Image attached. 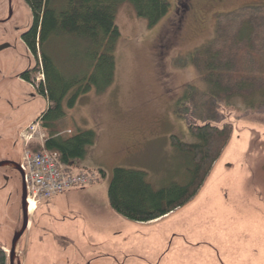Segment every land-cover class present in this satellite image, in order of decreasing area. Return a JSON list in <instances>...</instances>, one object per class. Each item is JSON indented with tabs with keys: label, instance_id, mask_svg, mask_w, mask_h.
Returning a JSON list of instances; mask_svg holds the SVG:
<instances>
[{
	"label": "rangeland",
	"instance_id": "1",
	"mask_svg": "<svg viewBox=\"0 0 264 264\" xmlns=\"http://www.w3.org/2000/svg\"><path fill=\"white\" fill-rule=\"evenodd\" d=\"M167 1L168 14L153 28L131 2L118 7L121 37L113 84L101 92L92 86L73 108L66 100L65 115L55 121L64 136L95 131V143L75 168L83 172L102 168L107 175L42 201L19 240L17 264H264V104L248 109L239 97L234 103L242 111H237L221 103L220 112L234 125L232 137L185 206L159 221L136 222L109 203L108 187L116 167L145 172L155 189L189 181L190 158L173 145V138L193 142L189 126L201 125L208 109L201 106L196 111L188 101H179L187 92L207 100L198 63L218 32L215 45L227 57L239 49L258 55L255 82L264 86V0H191L192 13L181 34H176L178 21L188 3L182 0L176 13L180 0ZM10 7L14 17L0 23V46L17 47L0 51V162H21L26 147L20 134L48 102L32 85L16 78L28 60L36 63L25 44L17 42L16 31L25 29L33 17L24 0H0V20L7 19ZM247 22L251 34L233 41ZM46 46L64 74L82 76L90 71L88 45L81 39L60 36ZM38 78L36 73V83ZM22 88L33 94L29 104L21 96ZM178 108L186 119L178 115ZM22 191L19 172L9 165L0 167V244L8 247V264L24 221ZM254 217L259 229H254Z\"/></svg>",
	"mask_w": 264,
	"mask_h": 264
},
{
	"label": "trees",
	"instance_id": "2",
	"mask_svg": "<svg viewBox=\"0 0 264 264\" xmlns=\"http://www.w3.org/2000/svg\"><path fill=\"white\" fill-rule=\"evenodd\" d=\"M24 1L33 18L23 39L35 56V74L41 72L44 75L36 90L48 102L47 109L38 117L48 135L45 146L49 150L58 151L62 162L78 171L75 164L86 157L87 148L96 141V133L93 130H80L70 136L58 135L55 121L65 115V101L69 108H73L79 97L88 93L92 86L101 92L113 84L116 72L115 51L121 37L116 22L120 4L131 2L137 15L145 18L150 28L155 27L168 14L170 4L167 0ZM251 29V23H244L233 41L245 39L251 34ZM66 35L77 37L88 45L87 56L91 67L82 76L64 74L55 57L47 50L46 45L52 38ZM220 35L218 32V37L205 45L199 59L202 62L198 63L202 64L200 69L207 88L204 95L208 101L202 98L197 100V93L189 92L179 101H188L195 110L201 106L208 109L204 119L200 117L204 120L201 125L189 126L193 142H183L177 136L173 138V145L190 158L189 181L155 189L148 182L145 172L116 167L108 187V199L118 214L132 221L150 222L185 206L197 195L232 137L234 125L220 112L221 103L234 106L237 111H242V107L234 103L239 97L244 99L248 109L264 104V86L255 82L260 65L258 55L250 50L240 52L239 49L237 54L227 57L225 50L215 45ZM72 90L74 93L70 95ZM178 115L187 118L181 108H178ZM88 171L97 172L98 180L107 175L102 168ZM0 264H8L7 253L1 244Z\"/></svg>",
	"mask_w": 264,
	"mask_h": 264
},
{
	"label": "built area",
	"instance_id": "3",
	"mask_svg": "<svg viewBox=\"0 0 264 264\" xmlns=\"http://www.w3.org/2000/svg\"><path fill=\"white\" fill-rule=\"evenodd\" d=\"M38 79H44V75L40 73ZM22 136L26 145L35 142L39 145L35 150L26 148L22 161L30 208L33 209L42 201L59 196L72 187H86L97 180L96 172L75 171L62 162L59 152L45 147L47 137L40 122L29 125Z\"/></svg>",
	"mask_w": 264,
	"mask_h": 264
},
{
	"label": "flooded vegetation",
	"instance_id": "4",
	"mask_svg": "<svg viewBox=\"0 0 264 264\" xmlns=\"http://www.w3.org/2000/svg\"><path fill=\"white\" fill-rule=\"evenodd\" d=\"M192 1H193V0H192ZM192 1H191V0H186V2H187L188 4H186L185 8H184L183 11L181 12V17H180V19H179V21H178V26H177V32H176V34H178V31H179V34H181L182 26H183L185 20L189 17L190 12L192 13V9H193V3H192ZM254 1H260V0H254ZM181 2H182V0H180L179 3H178V7H177V10H176V13H179L178 10H179L180 7H181V4H182ZM11 5H12V2H10V6H11ZM13 17H14V15H13L12 9H11V7H10V10H9V14H8L7 19L0 20V23H5V22H7V20L12 19ZM30 25H31V23H29V24L27 25V27H26L25 29H23L22 31H21L20 27H18L17 30H16V31H19V32H20L19 37H17V42H18V40H19V41L21 40V41L25 44L28 53H29L31 50L29 49V47H28L27 44L25 43V41H24V39H23V36H24V34H25L26 32H28ZM176 36H178V35H176ZM164 40L166 41L165 37H164ZM8 45H9V47H7V48H15V49H16V47H17V43H16V44H10V43H9ZM2 46H3V45H2ZM162 48H164V47L162 46ZM4 50H5V49H4ZM31 52H32V51H31ZM35 67H36V63H33V62H31V61L28 60V63L26 64V66H24V68L21 69V70L16 74V78L19 79L20 82L26 83V84L28 85L29 88L31 87L30 85H32V86L34 87V76H35V72H34V70H35ZM21 96H22V98H24V101H25L27 104H29L31 98L33 97V94H32V93H28V92L25 93V92H24V89L22 88V89H21ZM34 96H35V94H34ZM27 126H28V124L23 128V130H24ZM23 130H22V131H23ZM21 133H22V132H21ZM20 138H21V134H20ZM17 162H18V161H17ZM11 168L16 170V167H15L14 165H12Z\"/></svg>",
	"mask_w": 264,
	"mask_h": 264
},
{
	"label": "water",
	"instance_id": "5",
	"mask_svg": "<svg viewBox=\"0 0 264 264\" xmlns=\"http://www.w3.org/2000/svg\"><path fill=\"white\" fill-rule=\"evenodd\" d=\"M7 47H9L8 44L0 46V51L6 49ZM5 165H9L10 167L14 165L16 167V170L15 169L13 170L19 172L21 179H22V183H23V191H22L23 194H22L21 203H22V213H23L24 221H23V226L21 230L16 234L13 240V245H12V248H10V253H9L10 264H17L21 256V246H19L20 245L19 240L25 234L28 227L32 225V221H33L32 219L37 211L31 212L29 210V205L27 203L28 188H27V183L25 179V173L22 168L21 162H12V161H6V160L0 162V167L5 166ZM255 220L256 218L254 217V229H259V227L255 223ZM6 249H8V247Z\"/></svg>",
	"mask_w": 264,
	"mask_h": 264
},
{
	"label": "crops",
	"instance_id": "6",
	"mask_svg": "<svg viewBox=\"0 0 264 264\" xmlns=\"http://www.w3.org/2000/svg\"><path fill=\"white\" fill-rule=\"evenodd\" d=\"M40 206V205H39ZM39 206H38V208L35 210V211H38V209H39ZM167 217V216H166ZM165 218V217H164ZM160 219H158L157 221H159Z\"/></svg>",
	"mask_w": 264,
	"mask_h": 264
}]
</instances>
